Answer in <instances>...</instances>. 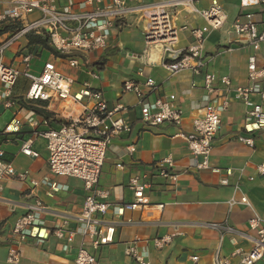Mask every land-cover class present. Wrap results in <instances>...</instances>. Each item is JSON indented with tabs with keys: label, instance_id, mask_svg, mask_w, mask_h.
Instances as JSON below:
<instances>
[{
	"label": "crops",
	"instance_id": "0c3cea01",
	"mask_svg": "<svg viewBox=\"0 0 264 264\" xmlns=\"http://www.w3.org/2000/svg\"><path fill=\"white\" fill-rule=\"evenodd\" d=\"M43 1L59 10L71 8L74 13L107 8L112 4V0H101L83 8L82 4L86 0ZM159 1L140 0L139 4ZM219 3L228 16V22L222 31L209 36L205 53L213 59L200 76H193L190 72L171 76L162 66L160 49L155 48L154 51L145 43V23L138 15L120 20L112 31L108 48L87 55L84 65L78 70L70 69L65 59L56 57L42 47L29 45L28 39L4 56L7 64L22 71L23 57L33 55L36 74L41 72L45 63H54L61 73L75 80L74 93H78L83 84L89 82L92 89L102 92L110 108L117 105L126 108L122 117L130 124L131 132L112 140L100 178V187L110 191L113 207L107 215V221L116 225V236L113 244L102 247L96 253L98 264H135L125 254L126 248L135 240H138L139 251L148 252L151 264H193V256L200 257L199 264H213L218 251L229 264H239L243 254L250 252L253 247L246 235L254 237L249 229L254 212L242 204L230 208L229 202L232 199L239 202L246 196L255 213L264 218V177L256 170L259 164L264 163V130L247 134L244 130L246 107L239 101H233L222 115V129L214 141L210 158L211 168L203 171L196 170L197 160L191 155L187 142L177 137L180 132L192 133L194 121L203 115L207 104L205 73L215 74L219 78L230 77L233 88L248 85L247 64L252 50L240 49L236 44V36L231 32L232 23L241 13L239 0H220ZM210 4V1H203L197 7L207 9ZM7 8V5H0V13ZM39 17V13H34L28 17V21H35ZM203 25L204 22L194 15L184 12L177 15V28ZM9 28L8 32L0 33V43L13 30L12 26ZM191 44L189 31L181 32L178 47L184 49ZM230 47L234 49L233 52L218 55ZM140 72H143V77L139 75ZM92 73H97L99 78L92 79ZM147 78L153 79L159 88L148 96L150 102L170 95L176 96V106L184 115L181 128L169 124L147 127L141 122L139 99L132 93H125L123 86L125 82L133 80L144 87ZM29 85L27 80L20 79L12 91L14 106L6 109L5 88L0 84V148L17 172L29 171L31 178L40 182L48 178L62 189L54 192L49 185L33 189L29 181L15 179L3 184L0 189V223L5 222V225L0 236V264H11L8 255L13 243V226L37 199L47 208L42 215L43 225L39 232L42 238L20 246L18 264H74L81 237L77 235L74 243L67 244L56 239L53 231L65 222L71 229L78 228L75 217L81 213L86 197L84 184L74 178H56L51 175L46 141L35 135V131L60 129L76 119L81 110L79 106H74L67 114L56 116L46 109V104L26 100ZM216 88L219 96L226 94L225 87L219 81ZM33 108L45 111L49 117L37 114ZM15 120L21 122L20 130L6 133V128ZM30 120L38 123L36 130L29 126ZM239 136L252 137L254 147L238 142ZM31 138L34 139L33 150L39 154L36 159L21 153L23 143ZM167 157L174 160V170L179 175L175 184L157 176L158 163ZM119 165L124 169H119ZM141 174H147L152 182V189L146 193L150 206L143 211L126 212L124 216H118L114 208L134 200L129 182L132 177ZM223 179L228 180V186L221 185ZM159 205L164 206L162 212L157 209ZM207 224L227 225L236 233L223 234L208 228ZM175 232L182 235L176 237L171 245L162 250L154 247V239ZM238 250L242 255L235 256Z\"/></svg>",
	"mask_w": 264,
	"mask_h": 264
},
{
	"label": "built area",
	"instance_id": "2783aa9c",
	"mask_svg": "<svg viewBox=\"0 0 264 264\" xmlns=\"http://www.w3.org/2000/svg\"><path fill=\"white\" fill-rule=\"evenodd\" d=\"M101 0H86L83 8L93 6ZM140 0H112L107 8H96L84 13H74L71 8L59 10L43 0H0V5L8 8L0 13V29L12 26L13 30L7 39L0 43V84L5 88V107L14 106L11 100L13 88L21 78L30 85L26 94L28 102L46 104V109L56 116L67 114L74 106H79L81 113L76 119L64 124L60 129L45 132L35 131L46 141L48 165L52 176L67 177L80 180L84 184L86 197L81 213L75 217L78 228L71 229L65 222L56 228L53 235L58 240L72 244L77 235L82 239L74 264H98L96 253L104 246L115 242L116 225L107 221V215L112 209L110 191L100 187V178L107 159L108 148L115 137L131 132V126L122 117L125 107L117 105L113 108L103 97L102 92L92 89L85 82L78 93L73 92L75 80L65 76L54 63H45L41 72H34V56L23 57V70L14 68L5 62V54L30 34L45 36L51 47L64 56L70 69L78 70L84 65L89 54L104 51L108 48L112 31L116 24L128 16L138 15L145 23L144 40L147 46L159 48L162 52V66L171 76L182 72H190L200 76L208 68L209 58L206 44L209 36L222 31L228 16L219 3L220 0H160L147 5H140ZM210 1V7L201 9L198 3ZM128 3H133L129 6ZM241 13L231 25V32L236 36V44L240 49L250 48L252 54L247 64V86L233 88L231 78L218 77L212 73L204 74V89L207 93V104L201 118L194 121V129L190 134L180 132L177 137L184 139L196 163V170H209L213 144L222 129V115L230 108L233 101H239L246 107L244 130L247 134L264 130V0H239ZM180 12L194 15L204 22L200 27L184 26L177 28L176 19ZM39 13L40 17L32 22L28 17ZM189 31L192 44L184 49L178 47L180 34ZM232 47L219 52L218 55L231 53ZM141 77L144 76L140 72ZM92 79H98L97 73L91 74ZM220 82L226 90L225 95H218L216 88ZM125 93H132L139 99L141 107V122L147 127H159L165 124L181 128L184 115L176 106L174 95L158 98L154 102L148 96L159 90L156 82L147 78L144 87L133 80L125 82ZM13 125V126H12ZM20 121H13L5 132H18ZM29 126L38 128V123L29 121ZM238 142L251 148L254 147L252 137L239 136ZM34 139L26 140L21 153L29 158H39L33 150ZM134 151L133 148L131 150ZM123 170L122 165L118 166ZM175 162L167 157L157 165V176L175 184L178 174L175 172ZM257 173L264 177V163L256 167ZM229 175V173H228ZM28 182L36 189L41 185H49L54 192L62 189L52 184L48 178L42 182L31 178L29 171L17 172L12 163L6 160L5 152L0 148V189L8 180ZM253 179H251L252 181ZM221 185L228 186V180L223 179ZM129 187L134 193V200L121 207L114 208L118 216L126 212L143 211L150 206L147 192L152 189V182L147 174L134 176ZM238 191V187H235ZM242 204L254 212L249 221V229L254 237L247 236L253 247L243 254L239 264H264V218L255 213L253 205L243 196L240 201L232 199L230 208ZM163 211L164 206H157ZM47 208L41 200H36L28 207L27 213L18 218L13 226V243L8 255V262L18 264L20 246L33 239H41L40 228L43 225L42 215ZM208 228L223 234H235L236 231L223 224H207ZM180 232L168 234L154 239L153 245L162 250L171 245L174 239L181 236ZM138 240L131 243L125 250L127 257L135 264H151L148 252L138 250ZM235 256L242 255L236 251ZM193 264H199L200 257L191 258ZM213 264H229L218 251Z\"/></svg>",
	"mask_w": 264,
	"mask_h": 264
},
{
	"label": "trees",
	"instance_id": "16d2710c",
	"mask_svg": "<svg viewBox=\"0 0 264 264\" xmlns=\"http://www.w3.org/2000/svg\"><path fill=\"white\" fill-rule=\"evenodd\" d=\"M11 26H3V28L0 29V33H6L10 30ZM13 28V27H12ZM28 41H29V45H38L40 47H42L44 50L50 52L51 54L55 55L58 58H64V56H62L61 54H59L58 52H56L50 45V42L48 40L47 37L45 36H40V35H35V34H30L28 36ZM22 81V80H21ZM20 82V80L18 81V83ZM17 83V85H18ZM33 110L39 114V115H44L49 117V115L43 111V110H39V109H35L33 108ZM5 222H1L0 223V236L2 234L3 228H4Z\"/></svg>",
	"mask_w": 264,
	"mask_h": 264
},
{
	"label": "bare ground",
	"instance_id": "6f19581e",
	"mask_svg": "<svg viewBox=\"0 0 264 264\" xmlns=\"http://www.w3.org/2000/svg\"><path fill=\"white\" fill-rule=\"evenodd\" d=\"M152 49H154V51H156V50H155V47H152ZM158 52H159V50H158ZM155 60H156V59H155Z\"/></svg>",
	"mask_w": 264,
	"mask_h": 264
}]
</instances>
